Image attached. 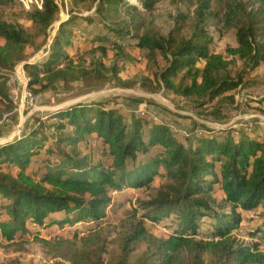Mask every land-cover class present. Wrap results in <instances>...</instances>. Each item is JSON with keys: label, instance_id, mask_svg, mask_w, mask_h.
I'll return each mask as SVG.
<instances>
[{"label": "trees", "instance_id": "16d2710c", "mask_svg": "<svg viewBox=\"0 0 264 264\" xmlns=\"http://www.w3.org/2000/svg\"><path fill=\"white\" fill-rule=\"evenodd\" d=\"M95 1L98 14L60 21L44 60L23 63L32 94L73 77L77 65L72 52L82 42L96 46L103 54L111 44H127L150 54L159 51L165 64L155 75L157 82L182 97L192 109L210 114L217 113L222 100L234 103L231 93L264 66V0L249 8L238 0H226V21L235 30L237 43L225 49L226 56L210 51L212 39L204 27H199V21L192 25L190 37L179 42L172 37H137L114 28L99 15L117 12L122 0ZM201 9H207L205 1ZM57 10L54 0H41V9L31 13V20L45 31ZM0 40V99L10 103L5 73L13 71L28 40L21 31L2 22ZM236 59L241 61V68L232 74L229 67ZM218 99L221 101L211 108ZM48 120L57 122L48 126L39 123L0 144V247L31 234L36 240L53 244L54 264H205L206 255L209 264H264L261 138L248 133L232 137L229 130L202 129L206 133L195 141H182L167 121L154 122L146 114L126 120L101 102L57 109L48 114ZM46 127H52L56 134L49 137ZM95 138L106 147L110 162L91 161L61 149L74 151ZM48 140H52L51 146ZM38 160L40 164L34 169ZM157 179L165 183L153 198L139 203L134 209V215L142 211L139 220L117 238L118 259L104 261L111 193L122 196L127 190L147 189ZM218 190L223 193L222 204L215 200ZM244 212L257 213L262 219L260 226L249 230L253 238L250 243L234 235ZM147 224L159 225L167 235L155 236ZM81 225L86 226L87 235L78 242L76 231L73 241L56 235L55 243L54 238L46 237L47 230ZM143 244L144 251L131 261L130 256Z\"/></svg>", "mask_w": 264, "mask_h": 264}, {"label": "rangeland", "instance_id": "374dc122", "mask_svg": "<svg viewBox=\"0 0 264 264\" xmlns=\"http://www.w3.org/2000/svg\"><path fill=\"white\" fill-rule=\"evenodd\" d=\"M54 1L58 7L57 13L52 24L43 31L31 20V13L41 9V0H0V22L21 31L28 40L22 57L13 71L5 73L7 76L5 92L10 103L0 99V116L6 112H12V116L8 123L0 128V144L20 137L39 123H44L45 126L56 123V120H48V114L57 109L78 103L95 102H101L106 107L116 109L126 120H129L132 115H139L141 112H138V109L144 108L147 115L152 114L162 122H171L176 126L177 131L179 129L186 131L188 137L177 134L179 132L176 133L177 138L182 141L184 139L195 141L198 136L194 134V130L200 128L230 131L234 126L232 130L238 131V135L248 133L259 138L263 136L264 111H261V107L264 102V66L258 68L247 79L244 86L231 93L234 95V103L222 100L217 113L210 114L206 110L192 109L182 97L166 90L161 83L157 82L155 75L165 64L162 53L155 51L150 54L146 50L127 44L124 46L117 44V47H112L111 44L107 47V52L103 54L96 49V46L93 47L86 42L79 43L76 46L77 49L72 52L77 65V72L73 77L58 81L40 93L33 94L32 102L22 101L23 83L21 79L17 80L15 73L23 69V63L44 60L60 21L72 16L78 18L98 14L95 0ZM203 1L207 5L205 10L201 9ZM238 1L248 8L252 3L258 4L257 0ZM122 3V6H117V12L106 11L99 15L114 28L129 31L131 35L172 37L179 42L190 37L192 25L199 21V27H204L212 39L209 46L211 52L226 56L225 49L235 47L237 44L235 30L231 29L226 21V0H122ZM200 11L201 17H199ZM2 44L3 41L0 40V45ZM240 68L241 61L236 59L233 60L229 71L233 74ZM180 77L181 75L175 81L177 82ZM11 79L16 81L15 88L10 86ZM13 90L16 94L12 92ZM220 101L221 99L215 101L211 108H215ZM194 124L197 126L195 129ZM212 127L215 128L212 129ZM45 132L49 137L56 134L52 127H46ZM48 143L49 146L53 144L52 140H48ZM61 149L72 155L89 157L95 162L111 161L106 153V147L96 138L89 145L82 144L74 151L65 147ZM53 160L55 161L54 157ZM39 164L38 160L33 168L35 169ZM163 183L165 180L157 179L147 189L127 190L122 196L111 193L113 202L106 210L108 222L105 225V231L108 243L107 252L103 256L104 261L115 262L118 259L120 255L118 236L125 232L129 225L139 220L142 211L134 215V209L140 202L153 198ZM221 197L222 194L221 196L216 194L215 200L220 204H222ZM261 220V216L257 213H242V225L234 232V235L250 243L253 238H250L248 232L260 226ZM204 223L207 224V220H204ZM147 225L155 236L167 235V232L159 225ZM85 227L81 225L78 228L62 230L53 228L45 233H49L48 236L46 235L49 240L53 238L55 240L56 235H60L73 241L76 231L78 242L79 238L87 235ZM13 242L14 244L10 246L0 247V264H54L57 262V258L51 252L53 244L48 245L40 239L36 240L34 235L16 237ZM145 248L146 244H143L130 256V260L133 261L139 257ZM205 261V264H209V255H206Z\"/></svg>", "mask_w": 264, "mask_h": 264}, {"label": "built area", "instance_id": "2783aa9c", "mask_svg": "<svg viewBox=\"0 0 264 264\" xmlns=\"http://www.w3.org/2000/svg\"><path fill=\"white\" fill-rule=\"evenodd\" d=\"M16 78H17V80H20L21 79V82L23 83V86H22V90H21V99H22V101H28V102H32L33 100H34V95L32 94V92L28 89V87H27V78H26V75H25V73H24V71H23V69L21 68L19 71H17L16 73ZM15 80L14 79H11L10 80V86H12L13 88H15ZM13 93H15L16 94V91H12ZM138 112H141L139 115H145L146 113H145V111H144V108H143V110L140 108V109H138ZM147 115V114H146ZM11 116H12V112H6V113H3L1 116H0V128L3 126V125H5L6 123H8V121L10 120V118H11ZM150 119H152L154 122H161L160 120H158V118L157 117H155V116H153L152 114H148L147 115ZM166 122V121H165ZM166 124L175 132V133H177V132H179V133H177V134H181V136H185V137H188V134H187V132L186 131H184V130H176L175 129V125L174 124H172L171 122H166ZM205 126H207V124H205ZM215 128V127H214ZM213 127H212V129H214ZM233 128H234V126H233ZM232 128V129H233ZM211 129V128H210ZM230 130L231 131V136L233 137H235V136H238V131H236V130ZM214 130H217V129H214ZM220 130V129H219ZM206 133V131H204V130H202V129H196L195 130V132H194V134H196L198 137H200V135H202V134H205ZM228 134L227 133H225V136H227ZM262 138V140L264 141V134H263V136L261 137ZM2 144V143H1ZM250 213H253V212H250ZM249 213V214H250Z\"/></svg>", "mask_w": 264, "mask_h": 264}, {"label": "crops", "instance_id": "0c3cea01", "mask_svg": "<svg viewBox=\"0 0 264 264\" xmlns=\"http://www.w3.org/2000/svg\"><path fill=\"white\" fill-rule=\"evenodd\" d=\"M216 194H218V195H220L221 196V194H222V197H223V193L220 191V190H218L217 192H216ZM221 197V198H222Z\"/></svg>", "mask_w": 264, "mask_h": 264}]
</instances>
